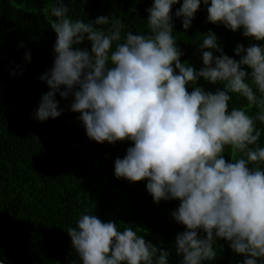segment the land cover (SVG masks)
Returning a JSON list of instances; mask_svg holds the SVG:
<instances>
[{
    "label": "clouds",
    "instance_id": "clouds-1",
    "mask_svg": "<svg viewBox=\"0 0 264 264\" xmlns=\"http://www.w3.org/2000/svg\"><path fill=\"white\" fill-rule=\"evenodd\" d=\"M177 4L174 17L185 32L204 5L208 23L258 43L237 45L235 60L209 31L200 35L203 66L181 63L172 15ZM50 16L54 61L39 77L48 91L34 118L57 119L64 111L57 95L71 98L68 110L79 114L89 140L130 142L114 162L115 178L146 181L155 204L179 202L171 216L185 229L174 244L181 264H212L218 240L242 264H264V129L258 127L264 126V0H153L147 34L124 32V23L110 15L74 20L63 0H55ZM85 41L90 50L79 47ZM201 79L220 87L205 91L197 86ZM234 97L246 107H230ZM66 233L80 264H169L168 250L134 226L103 222L92 209Z\"/></svg>",
    "mask_w": 264,
    "mask_h": 264
},
{
    "label": "trees",
    "instance_id": "trees-1",
    "mask_svg": "<svg viewBox=\"0 0 264 264\" xmlns=\"http://www.w3.org/2000/svg\"><path fill=\"white\" fill-rule=\"evenodd\" d=\"M54 2L0 0V263L80 264L66 231L87 208L103 222L117 223L121 230L134 226L147 242L170 252L169 264H181L174 244L185 229L171 216L179 202L155 204L146 181L115 178L114 162L124 157L130 142L109 145L89 140L79 114L68 110L71 98L64 101L57 95L64 109L57 119L41 123L34 118L41 96L48 91L39 77L54 61L56 36L50 27ZM63 3L74 20L88 22L110 15L124 23V32L147 34V9L153 0ZM179 7L173 6V17ZM209 31L215 33L223 53L235 60L240 59L234 55L237 45L258 43L240 31L233 33L223 25L208 23L206 6L201 5L186 32L174 17L177 46L184 53L181 63L196 70L203 66L200 35ZM79 47L90 50L86 41ZM197 86L212 93L220 87L202 79ZM232 106L246 107V102L234 97ZM260 144L264 146V135ZM225 159L230 162L227 152ZM217 250L212 264H242L244 258L233 253L225 241H217Z\"/></svg>",
    "mask_w": 264,
    "mask_h": 264
},
{
    "label": "water",
    "instance_id": "water-1",
    "mask_svg": "<svg viewBox=\"0 0 264 264\" xmlns=\"http://www.w3.org/2000/svg\"><path fill=\"white\" fill-rule=\"evenodd\" d=\"M0 264H3V263H0Z\"/></svg>",
    "mask_w": 264,
    "mask_h": 264
}]
</instances>
